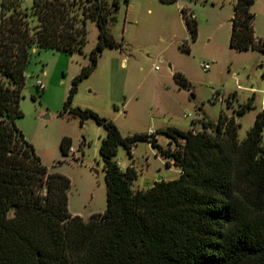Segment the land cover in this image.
<instances>
[{
  "label": "trees",
  "instance_id": "1",
  "mask_svg": "<svg viewBox=\"0 0 264 264\" xmlns=\"http://www.w3.org/2000/svg\"><path fill=\"white\" fill-rule=\"evenodd\" d=\"M254 1L233 3L229 45L237 51H264V38L254 33ZM110 3L33 0L23 9L21 0H0V264H264V108L243 140L238 117L250 103L232 115L221 112L216 122L203 119L201 130L168 127L163 131L171 149L160 146L153 133L122 136L111 120L70 106L103 49L122 45L109 30L119 0ZM180 12L195 40V19L185 7ZM87 19L96 22L98 40L63 103L65 111L91 116L106 129L99 146L106 207L85 220L68 209L70 179L48 170L16 119L23 115L21 91L33 49L82 51ZM182 49L189 51V45L184 42ZM174 77L188 85L182 73ZM139 140H148L167 165L171 160L179 176L134 191V174L120 169L115 154L119 144L131 154ZM71 144L70 137L61 138L63 155Z\"/></svg>",
  "mask_w": 264,
  "mask_h": 264
},
{
  "label": "rangeland",
  "instance_id": "2",
  "mask_svg": "<svg viewBox=\"0 0 264 264\" xmlns=\"http://www.w3.org/2000/svg\"><path fill=\"white\" fill-rule=\"evenodd\" d=\"M105 1L110 6L112 0ZM234 1L119 0L109 30L122 45L103 49L95 68L79 81L70 106L91 109L111 120L122 136L153 132L159 145L167 147L173 145L163 131L168 127L199 130L203 119L216 122L221 112L232 115L250 103L238 117V139L243 140L264 108V51L230 47ZM32 3L21 0L23 9H30ZM180 5L190 8L186 13L192 11L197 23L195 40L181 19ZM251 11L255 37L264 38V0H255ZM97 40V24L87 19L82 51L34 48L21 91L23 115L16 119L48 170L70 179L69 211L84 215L106 207L104 162L99 153L106 129L91 116L82 119L65 111L63 103L72 78L90 63ZM184 42L189 51L182 49ZM205 62L208 69L201 66ZM174 72L182 73L188 85L183 86ZM37 80L44 89L37 87ZM262 134L264 140V125ZM63 136L72 143L67 155L59 147ZM130 152L119 144L115 159L122 171L130 169L134 174V191L149 188L158 178L179 176V168L167 165L148 140L133 143Z\"/></svg>",
  "mask_w": 264,
  "mask_h": 264
},
{
  "label": "crops",
  "instance_id": "3",
  "mask_svg": "<svg viewBox=\"0 0 264 264\" xmlns=\"http://www.w3.org/2000/svg\"><path fill=\"white\" fill-rule=\"evenodd\" d=\"M181 7H185L186 9H190L188 6H186V5H180V8ZM180 15H181V12H180ZM181 19L183 20V21H185L184 20V18H183V16L181 15ZM230 29H231V27H230ZM202 129V128H201ZM201 129H199V130H201ZM156 137V136H155ZM157 141H158V139H157ZM161 146V145H160ZM163 147V146H162ZM163 148H171V149H173V145H168L167 147H163ZM168 162H169V164L168 165H174L173 163H172V161L171 160H168ZM179 174H180V169H179ZM103 211V210H102ZM102 211H94V210H90L88 213H87V215H84V214H82L81 212H79V211H75V212H71L72 214H78V215H80L82 218H87V217H89L91 214H93V213H97V212H102Z\"/></svg>",
  "mask_w": 264,
  "mask_h": 264
},
{
  "label": "built area",
  "instance_id": "4",
  "mask_svg": "<svg viewBox=\"0 0 264 264\" xmlns=\"http://www.w3.org/2000/svg\"><path fill=\"white\" fill-rule=\"evenodd\" d=\"M186 16H187L188 18H193L192 11L189 12V13H186ZM201 66H202L203 69H208V68H209L208 63H206V62H205V63H202ZM36 85H37V87H38L39 89H44V85H43V83H42L40 80H37V81H36ZM152 133H153V132H151V134H152ZM71 150H72V148H71Z\"/></svg>",
  "mask_w": 264,
  "mask_h": 264
},
{
  "label": "water",
  "instance_id": "5",
  "mask_svg": "<svg viewBox=\"0 0 264 264\" xmlns=\"http://www.w3.org/2000/svg\"><path fill=\"white\" fill-rule=\"evenodd\" d=\"M158 179H160V178H158Z\"/></svg>",
  "mask_w": 264,
  "mask_h": 264
}]
</instances>
